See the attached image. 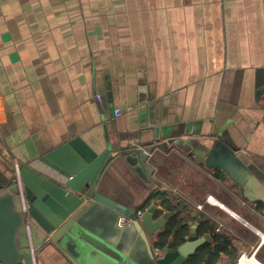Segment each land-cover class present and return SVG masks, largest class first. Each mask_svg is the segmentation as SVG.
Wrapping results in <instances>:
<instances>
[{
  "label": "crops",
  "instance_id": "1",
  "mask_svg": "<svg viewBox=\"0 0 264 264\" xmlns=\"http://www.w3.org/2000/svg\"><path fill=\"white\" fill-rule=\"evenodd\" d=\"M112 123V219L155 208L211 234L215 264L264 263V0H0V196L22 163ZM71 253L32 264L86 262Z\"/></svg>",
  "mask_w": 264,
  "mask_h": 264
},
{
  "label": "water",
  "instance_id": "2",
  "mask_svg": "<svg viewBox=\"0 0 264 264\" xmlns=\"http://www.w3.org/2000/svg\"><path fill=\"white\" fill-rule=\"evenodd\" d=\"M117 128V123L101 124L20 165L22 190L14 186L0 196V264H32V250L23 252L18 245L22 230L27 241L29 233L33 237L34 248L54 246L69 256L71 252L84 256L88 264H186L211 239V234L200 237L193 225L182 244L170 242L160 249L150 238L170 214L153 222L155 208L139 221L135 212H127L132 221L124 227L119 226L121 216L112 219L105 207L126 211L106 200L100 183L119 152L113 144ZM139 155L144 163L149 158L141 150ZM144 169L153 173L147 164ZM19 197L24 198L26 209L18 206ZM98 221L106 222L107 228L94 226Z\"/></svg>",
  "mask_w": 264,
  "mask_h": 264
},
{
  "label": "trees",
  "instance_id": "3",
  "mask_svg": "<svg viewBox=\"0 0 264 264\" xmlns=\"http://www.w3.org/2000/svg\"><path fill=\"white\" fill-rule=\"evenodd\" d=\"M15 183V178L12 182ZM170 206V205H168ZM171 209V207H169ZM161 212H158L160 215ZM190 229L183 221L178 220L177 216L171 218L165 229L158 235L154 246L156 248H165L170 242H174L176 245H180L185 241V237L189 234ZM219 241V238L216 239ZM221 250L219 248H202L199 249L194 255H192L186 264H215L219 259Z\"/></svg>",
  "mask_w": 264,
  "mask_h": 264
},
{
  "label": "built area",
  "instance_id": "4",
  "mask_svg": "<svg viewBox=\"0 0 264 264\" xmlns=\"http://www.w3.org/2000/svg\"><path fill=\"white\" fill-rule=\"evenodd\" d=\"M120 115H121V110L120 109L115 110V116H120ZM1 135H2V130L0 128V137H1ZM138 149L143 151V152H146L147 154H149V156L151 154L150 150H148L144 146L139 145ZM14 186L19 187L22 190V180H21V176H20V167H18L16 170V179H15ZM22 197H23V195H22ZM21 201H22L23 209H26V203L24 201V198H22ZM207 202L220 205V203L218 201H216L214 199V197H212V196H209L207 198ZM202 207H203L202 205L199 206V208H202ZM144 216H145V212H138L136 214V220L139 221V220L143 219ZM131 221L132 220L129 217L121 216L119 219V226L120 227L127 226L131 223ZM220 230H221V228H218L217 231H220ZM258 233L260 234L259 231H258ZM28 237H29V242H30L31 248H32V252L34 253L35 248H34L33 237L30 235V233H29ZM256 251L257 250L253 249L250 253H242V254H240V256L236 260H234L233 262L228 263V264H264L263 262H261L257 258Z\"/></svg>",
  "mask_w": 264,
  "mask_h": 264
},
{
  "label": "rangeland",
  "instance_id": "5",
  "mask_svg": "<svg viewBox=\"0 0 264 264\" xmlns=\"http://www.w3.org/2000/svg\"><path fill=\"white\" fill-rule=\"evenodd\" d=\"M77 257H78V256H77ZM78 259H81V258H79V257H78ZM82 261L84 262V261H86V260H85V259H83ZM85 264H88V263H87V261L85 262Z\"/></svg>",
  "mask_w": 264,
  "mask_h": 264
}]
</instances>
